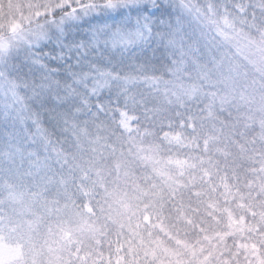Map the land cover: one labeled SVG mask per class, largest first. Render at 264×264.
Instances as JSON below:
<instances>
[{
	"label": "clouds",
	"instance_id": "9594fccd",
	"mask_svg": "<svg viewBox=\"0 0 264 264\" xmlns=\"http://www.w3.org/2000/svg\"><path fill=\"white\" fill-rule=\"evenodd\" d=\"M0 264H264V0H0Z\"/></svg>",
	"mask_w": 264,
	"mask_h": 264
}]
</instances>
